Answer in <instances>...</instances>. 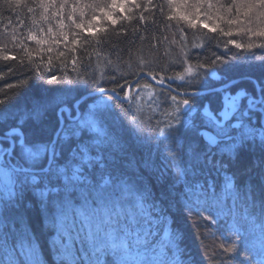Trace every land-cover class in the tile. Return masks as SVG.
Instances as JSON below:
<instances>
[{
  "label": "snow or ice",
  "instance_id": "1",
  "mask_svg": "<svg viewBox=\"0 0 264 264\" xmlns=\"http://www.w3.org/2000/svg\"><path fill=\"white\" fill-rule=\"evenodd\" d=\"M167 3L171 6L173 0ZM52 6L54 0L39 4L44 12ZM164 7L154 6L152 0L103 6L94 0L83 7L63 0L52 15L70 9L67 18L83 28L74 17L77 12L83 16L89 8L92 22L119 25L112 33L127 37L124 21L135 20L138 33L148 20L146 13L158 11L163 17ZM191 7L194 15L186 13L179 19L195 27L205 5L196 0ZM213 8L209 0L204 14ZM118 9L124 12L117 15ZM226 11H234L229 25L264 38V27H260L264 0H232ZM173 19L167 16L168 21ZM110 38L105 30L100 40ZM228 45L247 55L229 56ZM224 46L222 54L213 53L195 64L190 62L191 53H185L186 67L176 77L161 75L164 69L143 54L130 56L123 65L128 76L137 77L131 82L123 74L98 79L95 74L77 73L74 79L66 78L64 86L47 89L42 81L51 84L58 78L43 77L37 68L30 87L42 92L23 106L0 100V264H45L41 243L45 234L56 264H184L178 236H168L164 227L174 202L214 223L219 218L231 220L228 231L235 239L221 245L222 255L231 254L221 264H257V257L258 264H264V54L252 51L254 47L264 51V43L245 46L228 40ZM9 59L15 57L4 56ZM241 60L246 71H238ZM72 64L75 72V59ZM144 77L167 90V95L150 93L144 103L171 109L163 112L154 136L144 134L132 105L122 108L118 126L112 120L118 104L132 101L139 110L141 93L150 83L135 85ZM157 97H163L162 101ZM122 129L135 133L141 143L155 141L157 149L163 146L173 187L182 185L178 199L165 196L157 202L141 178L153 162L135 159ZM162 231L167 239L161 238Z\"/></svg>",
  "mask_w": 264,
  "mask_h": 264
},
{
  "label": "trees",
  "instance_id": "2",
  "mask_svg": "<svg viewBox=\"0 0 264 264\" xmlns=\"http://www.w3.org/2000/svg\"><path fill=\"white\" fill-rule=\"evenodd\" d=\"M40 2L41 0H0V100H6V102L11 100L13 105L23 106L43 91L30 87L37 68L39 75L43 77L50 78L54 74L58 78L51 84L46 80L42 81L44 88L47 89L64 86L65 79H74L77 73L87 77L95 74L98 79H110L112 73H115L117 77L123 74L131 82L137 77L128 76V70L123 66L130 62V56L135 59L141 54L147 55L155 61L156 65L164 69L160 73L161 75L176 77L182 74L183 68L186 67L182 63L185 53H191L190 62L195 64L197 61L204 62L213 53L220 55L225 52L224 45L228 40H235L245 46L249 43H264V38L253 37L248 33L241 32L237 25L228 24L227 21L234 18V11L233 13L226 11L232 0H210L214 8L208 15H205L204 12L209 0H202L205 7L202 9L199 19L196 20L195 27H192L187 20H180L179 17L186 13L190 17L194 15V9L191 6L196 3V0H173L171 6L168 5L167 0H152L154 6H165V15L161 17L158 11L146 13L148 20L138 33L134 30L135 20L131 23L124 21L123 23L130 33L127 37L116 36L112 33V28H119V25L110 26L103 20L92 22L93 11L89 8L85 9L83 16L79 12L76 13L74 17L76 24L83 25V28H77L67 18L70 9H66L63 15H52L63 0H54V6L50 7L48 12L39 8ZM45 2L47 3L48 0ZM67 2L69 5L77 4L78 7H83L93 4L94 0H67ZM113 2L121 3L123 0H95V3H99L101 6ZM137 3L146 4L147 0H137ZM220 5H224V8L217 12L216 8H219ZM29 8H32L33 12L29 13ZM123 12V9L116 10L117 15ZM124 14L127 15V13ZM97 15H99L98 10ZM167 16H173L174 19L168 21ZM60 21H63V26ZM153 21L155 22L153 23ZM260 27H264V24H261ZM105 30L111 38L101 41L100 37L105 36ZM225 32H231L232 35H224ZM65 35L67 40L64 39ZM137 35L142 39H137ZM73 40L76 43H73ZM194 45H200V47H194ZM252 51L257 55L264 54V51L259 48L254 47ZM234 54L247 55L243 49H236L233 45H228V55ZM6 55L15 57V59L6 61L4 60ZM74 59L76 61L75 72L72 64ZM9 67L12 68L11 73L8 71ZM246 70L247 66L241 60L238 71ZM120 82L124 83L123 80ZM149 83L150 81L143 79L136 88ZM177 83L179 82L177 81ZM7 84H11L13 87L6 88ZM104 86L111 88L114 85L105 84ZM172 87L175 88L176 84H172ZM149 88L152 90L153 96L161 92L167 95V90L158 88L152 83ZM148 89L141 93L139 110L132 101L123 106L119 104L116 106V114L112 120L117 126L120 124L117 116L121 113L122 108L126 109L132 105L133 111L137 112V116L140 117L144 125V134L153 136L156 134L155 126L164 119L163 112L171 109L162 104H154L151 107L145 104L144 101L150 94ZM191 90L189 89V91ZM157 99L162 101L163 97H157ZM150 118L151 124H149ZM150 128L152 131H149ZM122 133L126 145L134 153L136 160L144 157L150 158L153 162V166L147 169L141 178L152 195L157 198V202L165 196L178 199L182 185L176 183L173 187L172 179L166 171L168 162L164 159L163 146L157 149L155 141L151 144L141 143L136 139L135 133L123 129ZM161 175L165 179H158ZM256 196V212L259 214V189H257ZM230 223V219L219 218L214 223L204 217H197L195 213L190 214L184 210L182 202H174L168 212V220L164 227L167 229L168 236H178L180 247L185 254L184 264H221L222 260L227 259V255H231H222L221 245H227L235 239L228 231ZM161 238L167 239L163 231ZM48 239L46 234L41 235L45 264H56L47 243ZM259 259L257 257V264Z\"/></svg>",
  "mask_w": 264,
  "mask_h": 264
},
{
  "label": "water",
  "instance_id": "3",
  "mask_svg": "<svg viewBox=\"0 0 264 264\" xmlns=\"http://www.w3.org/2000/svg\"><path fill=\"white\" fill-rule=\"evenodd\" d=\"M137 79V78H136ZM143 79H146L148 81H150V78L149 77H144V78H140V81H142ZM134 81V80H133ZM153 85H155L154 83H152ZM137 85H135V88H136ZM156 86V85H155ZM158 87V86H157ZM161 88V87H160ZM174 88V87H173ZM166 89V87L164 88Z\"/></svg>",
  "mask_w": 264,
  "mask_h": 264
},
{
  "label": "rangeland",
  "instance_id": "4",
  "mask_svg": "<svg viewBox=\"0 0 264 264\" xmlns=\"http://www.w3.org/2000/svg\"><path fill=\"white\" fill-rule=\"evenodd\" d=\"M178 82H179V81H178ZM133 91H135V89H134ZM148 92H150V93H151V92H152V90L149 88V89H148Z\"/></svg>",
  "mask_w": 264,
  "mask_h": 264
},
{
  "label": "bare ground",
  "instance_id": "5",
  "mask_svg": "<svg viewBox=\"0 0 264 264\" xmlns=\"http://www.w3.org/2000/svg\"><path fill=\"white\" fill-rule=\"evenodd\" d=\"M155 86V85H154ZM137 87V86H136ZM157 87V86H156ZM158 88H160V87H158ZM161 89H164V88H161ZM164 90H166V89H164ZM129 103V102H128ZM127 104V103H126Z\"/></svg>",
  "mask_w": 264,
  "mask_h": 264
}]
</instances>
